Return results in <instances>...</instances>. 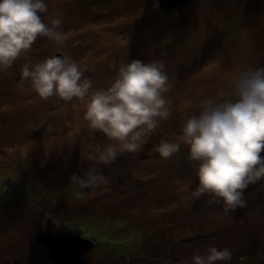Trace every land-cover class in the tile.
<instances>
[{
	"label": "rangeland",
	"instance_id": "rangeland-1",
	"mask_svg": "<svg viewBox=\"0 0 264 264\" xmlns=\"http://www.w3.org/2000/svg\"><path fill=\"white\" fill-rule=\"evenodd\" d=\"M45 3V20L61 15L65 43L40 37L0 71V264H57L36 241L46 231L92 240L83 253L91 264H183L210 246L233 252L217 264H264V180L244 191L246 207L218 214L204 197L191 198L199 181L188 146L168 160L155 151L181 134L184 113L198 114L205 98H228L230 78L264 66V0H190L168 11L159 0ZM57 53L86 66L94 89L107 88L122 63L163 60L171 119L141 151L95 165L89 145L112 142L88 127L80 101L17 87L24 63ZM93 166L110 191L71 185Z\"/></svg>",
	"mask_w": 264,
	"mask_h": 264
},
{
	"label": "clouds",
	"instance_id": "clouds-1",
	"mask_svg": "<svg viewBox=\"0 0 264 264\" xmlns=\"http://www.w3.org/2000/svg\"><path fill=\"white\" fill-rule=\"evenodd\" d=\"M47 13L45 0H0V71L11 68L40 37L56 45L65 43L61 15L45 20ZM86 71L69 55H51L35 64L24 63L17 87L23 89L28 82L43 100L55 96L65 102L80 101L88 127L112 142L89 145L87 158L95 165H111L122 153L141 151L161 122L171 119L163 60L122 63L107 88L94 89ZM227 83L228 98L201 100L198 114H183L176 140L161 139L155 145L164 160L180 152L181 144L188 146L187 159L194 164L199 181L191 198L195 202L204 197L203 205L215 206L218 214L246 207L244 191L264 180V66L249 68ZM43 124L40 121L35 128ZM70 183L80 189L102 186L110 191L109 180L95 166L83 175L74 173ZM232 255L227 247L210 246L204 254L197 249L183 264L189 260L217 264L230 261Z\"/></svg>",
	"mask_w": 264,
	"mask_h": 264
},
{
	"label": "water",
	"instance_id": "water-1",
	"mask_svg": "<svg viewBox=\"0 0 264 264\" xmlns=\"http://www.w3.org/2000/svg\"><path fill=\"white\" fill-rule=\"evenodd\" d=\"M160 8L164 11L172 10L190 0H159ZM43 16V14H41ZM56 55H63L57 53ZM37 242L43 243L50 251L51 258L57 264H91L83 253L91 248L94 243L86 237H77L70 234L55 235L46 231L36 238Z\"/></svg>",
	"mask_w": 264,
	"mask_h": 264
},
{
	"label": "bare ground",
	"instance_id": "bare-ground-1",
	"mask_svg": "<svg viewBox=\"0 0 264 264\" xmlns=\"http://www.w3.org/2000/svg\"><path fill=\"white\" fill-rule=\"evenodd\" d=\"M99 37H102V42L104 43V41H107L106 39H105V34H103V35H101V36H99Z\"/></svg>",
	"mask_w": 264,
	"mask_h": 264
}]
</instances>
